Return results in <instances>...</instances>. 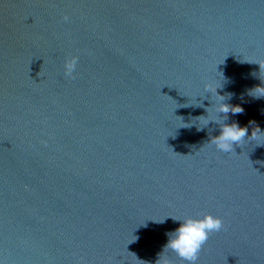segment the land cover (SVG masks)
Here are the masks:
<instances>
[{
	"label": "water",
	"instance_id": "water-1",
	"mask_svg": "<svg viewBox=\"0 0 264 264\" xmlns=\"http://www.w3.org/2000/svg\"><path fill=\"white\" fill-rule=\"evenodd\" d=\"M261 58L264 0H0V264H156L204 213L195 264H264V139L210 142L264 131Z\"/></svg>",
	"mask_w": 264,
	"mask_h": 264
},
{
	"label": "clouds",
	"instance_id": "clouds-1",
	"mask_svg": "<svg viewBox=\"0 0 264 264\" xmlns=\"http://www.w3.org/2000/svg\"><path fill=\"white\" fill-rule=\"evenodd\" d=\"M65 20H68L67 15L64 16ZM78 58L71 56L65 60L64 73L66 76L71 77L76 68ZM260 66V73L264 77V58L255 61ZM262 83L254 86L249 90V94L254 98H264V78H261ZM207 90L215 94L217 100L216 110L222 112L227 117L229 112L233 114H242L243 108L239 105H233L225 102V96L216 93V85L206 83ZM199 118H205L203 116ZM208 120L204 119L203 123L206 126ZM219 124L220 132L218 135L212 137L211 143H213L219 150L223 152H233V145H241L246 137L253 140L264 139V131L258 126L252 129L249 136L248 128L240 126L237 122L226 123L217 120ZM174 220H178L181 223L171 233H169V239L164 246V250L159 254V258L156 264H172L170 258L167 255V251L171 250L181 260L189 262V264H195L198 258V254L201 251L202 246L209 238V234L218 232L223 227V221L219 216H213L210 213H204L202 216H183L173 217Z\"/></svg>",
	"mask_w": 264,
	"mask_h": 264
}]
</instances>
